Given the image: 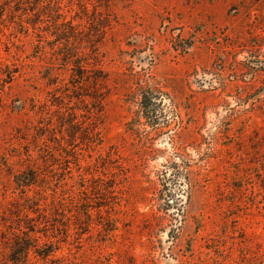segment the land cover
<instances>
[{
  "label": "rangeland",
  "instance_id": "obj_1",
  "mask_svg": "<svg viewBox=\"0 0 264 264\" xmlns=\"http://www.w3.org/2000/svg\"><path fill=\"white\" fill-rule=\"evenodd\" d=\"M23 232L28 264H264V0H0V264Z\"/></svg>",
  "mask_w": 264,
  "mask_h": 264
},
{
  "label": "trees",
  "instance_id": "obj_2",
  "mask_svg": "<svg viewBox=\"0 0 264 264\" xmlns=\"http://www.w3.org/2000/svg\"><path fill=\"white\" fill-rule=\"evenodd\" d=\"M153 97L148 98V96L145 94V97L142 99V105L143 109L145 111L146 117L152 122V124H157L158 117H157V105L156 102H153ZM28 176L26 180L19 182L18 185L23 187V190H26L28 188H31L35 183H37V170H29ZM26 191H23L26 193ZM24 234V232H23ZM25 237H17L13 240L12 247V255H16L15 258L12 259L15 264H28L29 262V253L34 251V253H38L36 250V246L30 245L27 241L32 240V237L28 234H24ZM25 238V239H24ZM28 239V240H27ZM55 250H51L49 253H54ZM41 255V254H38ZM46 256H49L50 254H45Z\"/></svg>",
  "mask_w": 264,
  "mask_h": 264
}]
</instances>
